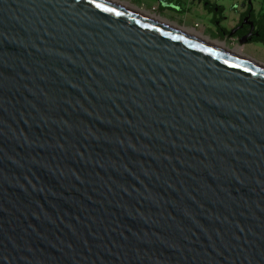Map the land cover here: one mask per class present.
Returning a JSON list of instances; mask_svg holds the SVG:
<instances>
[{
    "label": "water",
    "instance_id": "water-1",
    "mask_svg": "<svg viewBox=\"0 0 264 264\" xmlns=\"http://www.w3.org/2000/svg\"><path fill=\"white\" fill-rule=\"evenodd\" d=\"M258 64L109 0H0V264H264Z\"/></svg>",
    "mask_w": 264,
    "mask_h": 264
},
{
    "label": "crops",
    "instance_id": "crops-1",
    "mask_svg": "<svg viewBox=\"0 0 264 264\" xmlns=\"http://www.w3.org/2000/svg\"><path fill=\"white\" fill-rule=\"evenodd\" d=\"M123 4L130 5L139 10H152L157 8L161 17L175 22L178 26L194 30L195 25L199 24L197 29L203 36L218 39L217 26L214 17H221V26L228 32L238 27L242 21L250 17V21L255 17L264 14V0H118ZM208 6L214 8L210 10ZM222 12L219 14V9ZM164 14V15H163ZM248 14V15H247ZM227 35L223 40L237 42L236 35L233 39ZM262 47L261 43H250L246 47Z\"/></svg>",
    "mask_w": 264,
    "mask_h": 264
},
{
    "label": "bare ground",
    "instance_id": "bare-ground-1",
    "mask_svg": "<svg viewBox=\"0 0 264 264\" xmlns=\"http://www.w3.org/2000/svg\"><path fill=\"white\" fill-rule=\"evenodd\" d=\"M109 1L114 2L115 4H118V5L122 6V7H125L127 9H129V10H131V11H133V12H135V13L141 15V16H143L144 18H146L148 20H151L153 22H156V23H158L160 25H163V26H165L167 28H170L172 30L181 32V33L186 34L188 36H191V37H193V38H195V39H197V40H199V41H201V42H203L205 44H208V45H210V46H212V47H214L216 49L222 50L224 52H228V53H230V54H232V55H234V56H236L238 58H241L243 60L249 61L251 63L258 64V62L254 61V60H251V59L245 57L244 55H242L237 49H234V50L229 49L223 43H218V42L212 41V40H210L208 38H205L201 34L196 32L195 30H192V29L186 30V29H184V28H182L180 26H177L176 24L168 22L167 20H164L162 18L154 16L155 14H152V13L149 14L148 12H146L144 10H139L137 8H134V7L130 6V5L123 4V3L119 2L118 0H109ZM258 65L262 66V64H258Z\"/></svg>",
    "mask_w": 264,
    "mask_h": 264
},
{
    "label": "rangeland",
    "instance_id": "rangeland-1",
    "mask_svg": "<svg viewBox=\"0 0 264 264\" xmlns=\"http://www.w3.org/2000/svg\"><path fill=\"white\" fill-rule=\"evenodd\" d=\"M120 2V1H119ZM144 11H146V12H148L149 14L150 13H155V15L154 16H157V17H159V18H162L161 17V15L159 14V13H157V11H158V9H157V11L156 12H154L153 11V9L152 10H144ZM152 15V14H151ZM164 15V14H163ZM163 19V18H162ZM164 20H166V19H164ZM168 22H170V23H173V24H175V22H173V21H171V20H167ZM177 25V24H176ZM178 26V25H177ZM184 29H186V28H184ZM186 30H189V29H186ZM196 32H199L198 30H195ZM200 34V33H199ZM202 35V34H201ZM203 36V35H202ZM203 37H205V38H208V37H206V36H203ZM208 39H210V40H212V41H215V42H218V43H223L227 48H229V49H237L242 55H244L245 57H247V58H249V59H251V60H254V61H257V62H259V63H262V64H264V46L262 45V47H255V46H252V47H246V45L245 46H241L240 45V43L238 42V40H237V42H232V41H230V40H218V39H211V38H208Z\"/></svg>",
    "mask_w": 264,
    "mask_h": 264
},
{
    "label": "trees",
    "instance_id": "trees-1",
    "mask_svg": "<svg viewBox=\"0 0 264 264\" xmlns=\"http://www.w3.org/2000/svg\"><path fill=\"white\" fill-rule=\"evenodd\" d=\"M208 8L210 10H214V8H212L211 6H208ZM219 9V14L222 12V9L221 8H218ZM248 15V14H247ZM254 21V24L256 25L257 29H258V33H259V36L254 39V42H257V43H261L263 46H264V14L260 15L258 18L255 17L252 19ZM214 22L215 24H218L217 26V33H218V38L220 39H224L227 35H229L230 32H228L225 28H223L220 24L222 22V18L219 17L217 18V13L215 12V17H214ZM244 33V30L241 31V34Z\"/></svg>",
    "mask_w": 264,
    "mask_h": 264
},
{
    "label": "flooded vegetation",
    "instance_id": "flooded-vegetation-1",
    "mask_svg": "<svg viewBox=\"0 0 264 264\" xmlns=\"http://www.w3.org/2000/svg\"><path fill=\"white\" fill-rule=\"evenodd\" d=\"M244 21V20H243ZM243 21H242V23H243ZM241 23V24H242ZM240 24V25H241ZM239 25V26H240ZM255 25V24H254ZM242 30H244V33L243 34H241V31ZM250 30H251V28H250V26H244L243 27V29H241L238 33H237V36H238V40H240L241 38H243V37H245V36H248L249 34H250ZM258 31V29H257V27H256V25H255V30H254V32L252 33V37L251 38H249V43L248 44H250V43H257V42H254V39H256L258 36H259V33L257 32ZM234 50V49H233Z\"/></svg>",
    "mask_w": 264,
    "mask_h": 264
},
{
    "label": "built area",
    "instance_id": "built-area-1",
    "mask_svg": "<svg viewBox=\"0 0 264 264\" xmlns=\"http://www.w3.org/2000/svg\"><path fill=\"white\" fill-rule=\"evenodd\" d=\"M153 11L156 12L157 8H153ZM152 14H155V13H152ZM198 28H199V24H196L194 30H197Z\"/></svg>",
    "mask_w": 264,
    "mask_h": 264
}]
</instances>
